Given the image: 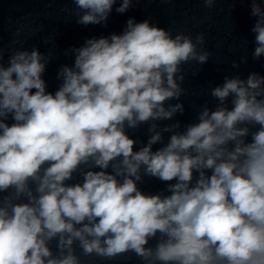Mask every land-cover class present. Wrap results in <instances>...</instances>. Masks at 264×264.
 <instances>
[{"label": "clouds", "instance_id": "1", "mask_svg": "<svg viewBox=\"0 0 264 264\" xmlns=\"http://www.w3.org/2000/svg\"><path fill=\"white\" fill-rule=\"evenodd\" d=\"M117 2L73 0L72 14L79 25L107 27ZM202 2L211 9L217 0ZM133 3L119 0L115 11ZM250 3L256 60L264 56V8ZM15 43L7 64L0 47V264L128 253L141 264H264V76H225L210 88L215 108L205 102L179 131L178 120L159 122L185 111L171 101L187 92L181 66L212 55L198 48L203 33L194 42L129 18L122 33L65 50L74 63L59 68L54 93L43 79L52 55ZM143 124L147 142L134 150L127 130ZM77 174L81 182L69 184ZM145 176L166 189L144 193Z\"/></svg>", "mask_w": 264, "mask_h": 264}]
</instances>
